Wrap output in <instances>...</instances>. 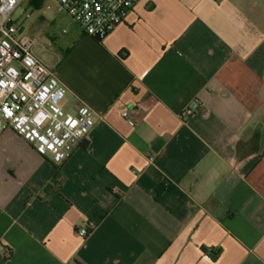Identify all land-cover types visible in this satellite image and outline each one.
I'll list each match as a JSON object with an SVG mask.
<instances>
[{
    "label": "crops",
    "instance_id": "crops-1",
    "mask_svg": "<svg viewBox=\"0 0 264 264\" xmlns=\"http://www.w3.org/2000/svg\"><path fill=\"white\" fill-rule=\"evenodd\" d=\"M63 33L34 52L98 122L60 164L0 135V264H264V0H141L101 42Z\"/></svg>",
    "mask_w": 264,
    "mask_h": 264
},
{
    "label": "built area",
    "instance_id": "built-area-1",
    "mask_svg": "<svg viewBox=\"0 0 264 264\" xmlns=\"http://www.w3.org/2000/svg\"><path fill=\"white\" fill-rule=\"evenodd\" d=\"M23 1L0 0V135L12 130L38 154L60 164L72 156L98 121L87 105L79 106L75 113L64 109L66 86L35 54V42L24 37L11 20ZM54 1L86 35L103 41L141 0ZM198 107L196 101L185 114L192 115ZM128 115L123 112L124 117ZM154 159V155L149 157L152 162ZM78 233L86 237L90 231L83 228Z\"/></svg>",
    "mask_w": 264,
    "mask_h": 264
},
{
    "label": "rangeland",
    "instance_id": "rangeland-1",
    "mask_svg": "<svg viewBox=\"0 0 264 264\" xmlns=\"http://www.w3.org/2000/svg\"><path fill=\"white\" fill-rule=\"evenodd\" d=\"M27 14L30 16L27 17ZM11 20L23 33V36L36 43V49H45L50 59L56 57L53 41L66 40L64 30L73 20L52 0H43L40 9H32L29 0H25L11 16ZM57 60V59H56Z\"/></svg>",
    "mask_w": 264,
    "mask_h": 264
},
{
    "label": "trees",
    "instance_id": "trees-1",
    "mask_svg": "<svg viewBox=\"0 0 264 264\" xmlns=\"http://www.w3.org/2000/svg\"><path fill=\"white\" fill-rule=\"evenodd\" d=\"M170 187H171L170 182L169 181H166V183L160 188V190L158 192L161 193V191H164V190H166V189H168Z\"/></svg>",
    "mask_w": 264,
    "mask_h": 264
}]
</instances>
